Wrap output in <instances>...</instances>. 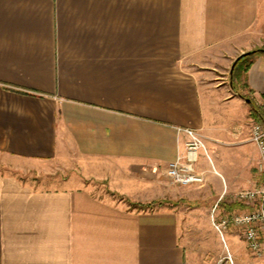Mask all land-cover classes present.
<instances>
[{"label":"crops","instance_id":"crops-1","mask_svg":"<svg viewBox=\"0 0 264 264\" xmlns=\"http://www.w3.org/2000/svg\"><path fill=\"white\" fill-rule=\"evenodd\" d=\"M258 48L264 0H0V169L85 171L0 170V264H185L179 212L129 201L174 192L186 128L222 201L260 183L255 118L220 72ZM247 85L261 105L264 54Z\"/></svg>","mask_w":264,"mask_h":264},{"label":"rangeland","instance_id":"rangeland-1","mask_svg":"<svg viewBox=\"0 0 264 264\" xmlns=\"http://www.w3.org/2000/svg\"><path fill=\"white\" fill-rule=\"evenodd\" d=\"M233 63L227 62L224 69H221L222 80L224 85H232L233 74L231 73ZM242 85L246 84V76L242 73ZM236 80V78L234 79ZM248 96H251L248 90H244ZM245 105V99L242 98ZM219 122V126L224 129V122ZM224 122V123H223ZM253 121L247 124L248 128H252ZM219 127V128H220ZM225 132L219 131V135L223 136ZM225 136V135H224ZM214 144L223 147L224 144L219 141ZM2 172L13 173L24 181L34 185L58 184L69 177L70 174L85 172L84 169H0ZM206 174V181L202 185H191L187 187L177 186L174 192L168 194L170 197L152 200L148 202H135L148 204L157 202L153 206L144 205L137 207L131 205L135 209H175L180 214V243L184 249L185 264H264V259H259L251 255L246 248L241 235L236 229H230L225 236V242L215 229L212 222V214L215 209V215L230 213L232 210L230 204H234L232 194L237 192L226 193V200H220V195L216 186L210 184ZM84 176V173L83 175ZM90 182L98 183L90 180ZM173 185V184H172ZM95 192L102 196H109L110 192L107 187H95ZM117 196V195H116ZM110 197V196H109ZM119 198V196H117ZM225 199V198H224ZM162 201L163 203L160 204ZM219 203V204H218ZM218 204V206H216ZM216 206V208H215ZM230 257L233 262H231Z\"/></svg>","mask_w":264,"mask_h":264},{"label":"built area","instance_id":"built-area-1","mask_svg":"<svg viewBox=\"0 0 264 264\" xmlns=\"http://www.w3.org/2000/svg\"><path fill=\"white\" fill-rule=\"evenodd\" d=\"M261 107L264 110V101ZM184 130L190 136L186 143L185 157L170 161L166 174L170 183L176 186L202 185L206 181V174L204 170L197 168L196 163L199 150L206 151L204 137L198 130L191 128ZM250 140L256 145L260 157V183L231 195L234 202L245 206L243 209L218 215H215L214 209L212 222L224 242L228 231L236 229L251 255L264 259V124L255 122L252 125ZM230 260L233 262L231 257Z\"/></svg>","mask_w":264,"mask_h":264},{"label":"trees","instance_id":"trees-1","mask_svg":"<svg viewBox=\"0 0 264 264\" xmlns=\"http://www.w3.org/2000/svg\"><path fill=\"white\" fill-rule=\"evenodd\" d=\"M262 49H264V48L254 49L253 53H251V54L240 55L233 62L234 66L231 70V73L233 74L232 88L236 91V93H238L241 97L245 98L246 101L249 103V105L251 107V112L255 118V121L257 123L264 124V110L262 109L261 105L257 104L252 96H248V94H246L244 92V90L247 89V87H248V85H247V72L250 69L251 65L253 64L254 57L257 54H264V50H262ZM242 73L245 74V76H246V84L245 85H242V79H241ZM235 78H236V80H234ZM159 202H160V200H159ZM129 203L131 205H134L137 207H143L144 205H147V207H148V206L155 205L157 202L142 204V203H135V202L129 201ZM161 203H163V202L161 201L160 204ZM230 206H231L230 208L232 210L243 207V205L241 203L230 204Z\"/></svg>","mask_w":264,"mask_h":264},{"label":"water","instance_id":"water-1","mask_svg":"<svg viewBox=\"0 0 264 264\" xmlns=\"http://www.w3.org/2000/svg\"><path fill=\"white\" fill-rule=\"evenodd\" d=\"M262 50H264V49H262ZM251 53H253V50H251V51H247V52H245V53H243V54H241V55H247V54H251ZM233 66H234V64H233ZM233 66H232V68H233Z\"/></svg>","mask_w":264,"mask_h":264}]
</instances>
